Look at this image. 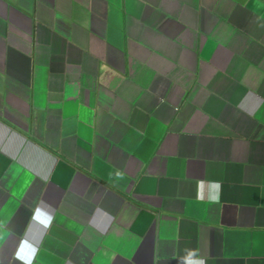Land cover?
Here are the masks:
<instances>
[{
    "label": "crops",
    "instance_id": "0c3cea01",
    "mask_svg": "<svg viewBox=\"0 0 264 264\" xmlns=\"http://www.w3.org/2000/svg\"><path fill=\"white\" fill-rule=\"evenodd\" d=\"M200 261L264 264V0H0V264Z\"/></svg>",
    "mask_w": 264,
    "mask_h": 264
},
{
    "label": "clouds",
    "instance_id": "9594fccd",
    "mask_svg": "<svg viewBox=\"0 0 264 264\" xmlns=\"http://www.w3.org/2000/svg\"><path fill=\"white\" fill-rule=\"evenodd\" d=\"M116 176H117V178H122L123 177V173L118 171L116 173ZM200 264H204V261H200Z\"/></svg>",
    "mask_w": 264,
    "mask_h": 264
}]
</instances>
